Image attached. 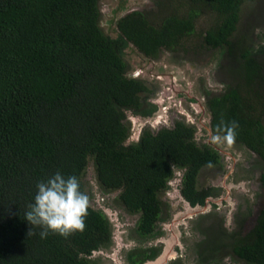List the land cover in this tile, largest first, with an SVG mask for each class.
Wrapping results in <instances>:
<instances>
[{
	"label": "trees",
	"instance_id": "trees-1",
	"mask_svg": "<svg viewBox=\"0 0 264 264\" xmlns=\"http://www.w3.org/2000/svg\"><path fill=\"white\" fill-rule=\"evenodd\" d=\"M100 1L0 0V264H96L93 254L110 245L108 216L90 203L85 230L67 238L51 232L41 238V229L26 221L37 184L58 170L75 175L89 197L83 178L92 164L98 190L118 193L124 210L139 215L135 232L143 239L161 220L160 195L176 171L190 206L214 195L197 181L220 156L196 142L193 127L177 121L143 129L127 143V119L155 111L154 90L131 75L129 47L153 61L164 52L222 55L229 83L221 93L203 92L210 128L221 118L235 121L234 144L264 160V64L238 32L242 8L252 0H154L151 11H131L109 31ZM203 16L210 24L198 30ZM230 248L244 264H264V210L251 234ZM153 255L130 250L127 260L139 264Z\"/></svg>",
	"mask_w": 264,
	"mask_h": 264
},
{
	"label": "rangeland",
	"instance_id": "rangeland-1",
	"mask_svg": "<svg viewBox=\"0 0 264 264\" xmlns=\"http://www.w3.org/2000/svg\"><path fill=\"white\" fill-rule=\"evenodd\" d=\"M101 0L100 12L102 17L103 28L107 29L106 22L111 18L110 13L123 2L124 0ZM126 1V0H125ZM154 0H128L126 6V13L137 10L151 11L153 8ZM123 14V15H125ZM122 15V16H123ZM210 24L209 18L203 16L197 23V29L202 30L208 27ZM238 32L240 34H247L246 39L248 45H251L258 51L262 49L264 51V0H252L246 3L242 8L241 20L238 26ZM261 52V53H262ZM128 58L133 67L131 73L134 74L136 67L134 63H139L143 59L139 58L134 49L128 51ZM257 55V54H256ZM258 61L264 62V52L262 56L259 54L255 57ZM226 61V60H225ZM225 61L222 55H219L215 51L204 52H191L188 54H172L164 52L159 59L154 60V67L152 68L151 76L142 77L154 92L150 95L152 101H162L165 96L162 94L164 91L168 92L170 96L172 93L177 95L182 91L185 93L186 100H182V104L185 107L183 111L187 114L193 115L192 108L189 106L188 100L192 99L195 102L200 101V106L195 107L201 109L198 113L201 118V123H209L210 116L205 108L204 91L209 93L218 94L224 90L225 85L229 83V76L225 70ZM142 63V62H141ZM145 69H149L148 66H143ZM132 75V74H131ZM173 86V88H171ZM162 98V99H160ZM198 109L196 111H198ZM195 111V112H196ZM167 114V119H157L156 124L146 122L143 126L138 124L140 121L137 116H130L127 120L130 124V137L127 143L135 142L134 129L139 126L142 129H149L153 132L161 128H172L177 121H185V117H181L177 111L173 108L170 109ZM141 119V118H139ZM140 130V129H139ZM208 134L205 135V140L211 146H216L222 151V165L223 167L207 168L203 169L198 177V188H206L209 186L223 183L225 180L229 181V186H232V193H230L231 208L229 206H221L218 201V210L214 209L212 204L207 207L190 209L185 202L180 201L177 191L180 186V177L182 172L177 178L169 183L168 189L160 195L163 202V220L166 222L161 227L170 228L167 225H171L175 232H170L166 229L165 242L167 243L165 251L170 252L171 257L182 254L188 259V264H192L195 261V244L199 240V231L202 228L211 226L215 227L218 221L223 220L220 225L231 230L236 225L230 221V211H233L234 206L245 205L247 208L258 210L260 205H264V190L261 188L262 177L264 174V163L260 164L258 159L244 147L240 145L225 144V143H212ZM202 142V141H200ZM220 151V152H221ZM230 158H228V156ZM252 163V164H251ZM229 171L227 176L224 177V171ZM224 172V173H223ZM86 190L89 194V203L95 209H100L108 216L112 240L110 245L98 252H95L92 259L96 264H126L124 255L127 251L133 249L138 244L135 234L136 222L138 215L129 214L124 210L119 202L116 201L118 193L103 194L98 190V184L96 182V176L92 164L86 171L83 178ZM227 181V182H228ZM262 198L260 199V197ZM263 203V204H262ZM168 210V212H166ZM243 215L247 210H240ZM229 213V214H228ZM228 215V218L226 217ZM227 220V221H226ZM248 223V222H247ZM246 227L252 225V219ZM160 230V227H158ZM177 230V231H176ZM174 234V236H173ZM164 241V240H163ZM164 251V252H165ZM166 256L164 264L169 258ZM219 264H239L237 261L227 255L223 256V260Z\"/></svg>",
	"mask_w": 264,
	"mask_h": 264
},
{
	"label": "flooded vegetation",
	"instance_id": "flooded-vegetation-1",
	"mask_svg": "<svg viewBox=\"0 0 264 264\" xmlns=\"http://www.w3.org/2000/svg\"><path fill=\"white\" fill-rule=\"evenodd\" d=\"M259 51H260L258 53L259 56H262L264 51L262 52V49ZM257 55H255V57ZM262 63L264 64V62H262ZM263 74H264V70H263ZM263 80H264V78H263ZM171 88H173V86ZM170 94H168V92H165V94H164L165 96L169 95V96L164 98L163 104H162V107L166 108V111L164 112L165 115L169 116L167 114V112L170 109L174 108L179 115L181 114L180 115L181 117H183V115H184L185 121H181V122H184L188 126H191L194 128V130H195L194 137H195L196 142L198 144L210 145V144H208V142L204 141L206 138L205 135L208 134L207 131L211 129L210 128V120H209V123L206 124L207 126H205V124L200 122L201 118L198 114L199 112L196 111L198 109V107L197 108L195 107L196 103L194 104L193 102H195V101L192 99L188 100V102L190 103L189 106L192 108L191 112L193 113V115L191 116V115L187 114L186 111H183L182 107H185V106L182 104V100L183 99L186 100L187 96L182 91L178 94V96L173 94V93H172V96H170ZM150 101L153 103L152 99H150ZM158 109H159V107L157 105H155V111L153 112V114L156 111H158ZM206 110H207V108H206ZM209 116H210V114H209ZM261 122L264 126V116L261 117ZM142 130H141V132H142ZM200 141H202V142H200ZM212 147L219 153V156H220L219 163L213 167L214 168L217 167V168L221 169L223 167V165H222L223 163H222V159H221L222 151L219 148H216V146H212ZM250 153L254 156L255 159L256 158L258 159L260 164L264 163V160H262L259 156H257V154H255L254 152H250ZM228 158H230V157L228 156ZM213 167H203L201 169V171L203 169H207V168L209 169V168H213ZM201 171L199 172V175H200ZM224 172L223 173L225 174L224 175V177H225V176H227L229 171L225 170ZM180 174H181L180 171H176L175 172V179ZM260 177H262V180H263V181H261V183H262L261 188H262V190H264V179H263L264 174L262 173L260 175ZM180 178H181L180 179V186H179L180 188L177 191V195H178V198L179 197L181 198L180 201L185 202L190 209H197L200 207L203 208V207H207V205L212 204L211 207H213L214 209L216 208L218 210V205H217L218 201H220L219 203L221 204V206H228V208L230 206V208H231L232 204L230 202L229 195H230V193H232L233 189H232V186L228 185L229 184L228 180H225L223 183L221 182L220 184H217V185L206 187V189L212 188L214 195L206 197L204 206H199V205L190 206L189 202L181 195L180 190L182 187V185H181L182 176ZM173 180L174 179L169 181V183L172 182ZM169 183H168V187H169ZM198 189H200V188H198ZM261 198H262V196L260 197V199ZM240 210H242V211L247 210V212L245 215H243ZM263 210H264V205H260L258 210L257 209L253 210L250 207L246 209L245 205H243V206L240 205L237 207L234 206L233 211L231 210L230 214L229 213L228 214L230 216V221L231 222L233 221L235 223V225H236L235 228H232L231 230H229L228 228H225L223 225H220L219 222L222 223V221H223L222 219H221V221L220 220L218 221V224H216L215 227L208 226V227L202 228L199 231L200 238L196 242L195 247H194L196 259H195L194 263H192V264H219L223 260L224 255L231 257V259L233 258L234 261H237L239 264H244L243 261L237 259L232 254L230 245L234 244L236 242V240H238L239 238H241V237L243 238V237L251 234V231L255 227V225L257 223V219L259 218V215L261 214V212ZM166 212H168V210H166ZM226 217L228 218V215ZM138 218H139V215H138ZM251 219H252V225L250 227H246V223L247 222L249 223ZM162 220H163V217L161 215V220L157 223V227H156L154 233L152 235H149L148 238H145V239L140 238L137 235V233L134 231L136 234V237H137L136 241L138 242V244H136V246L133 247V249H131V251H134L136 253L145 252V254L147 253L148 255L154 254L151 258H147L144 262H141L139 264H144L146 262H154V264H162L165 261V258L168 255V254H166V252H168V251L167 250L165 251L166 245L168 242L171 243V241L167 240L168 242L166 243L165 238H163V237L165 236L166 229L169 230L170 232L171 231L175 232V231L173 229H171L172 228L171 225H167L170 228L164 227V229H163L161 227V225L166 223V222H161ZM158 227H160V230L158 229ZM163 231H165V232H163ZM173 236H174V234H173ZM220 245H224V248L222 250L219 249ZM129 251H127L124 255V259H125L126 264H130L129 261L127 260V255L129 253ZM164 264H188V259L186 258V256L179 254L178 256L169 258Z\"/></svg>",
	"mask_w": 264,
	"mask_h": 264
},
{
	"label": "clouds",
	"instance_id": "clouds-1",
	"mask_svg": "<svg viewBox=\"0 0 264 264\" xmlns=\"http://www.w3.org/2000/svg\"><path fill=\"white\" fill-rule=\"evenodd\" d=\"M237 127L235 121L226 122L221 118L216 127L209 130L210 141L234 143ZM206 166L212 167L211 162ZM88 207L89 197L81 191L78 178L75 175L65 177L58 170L37 184L34 202L28 206L25 219L32 227L41 229V238H46L50 232L67 238L85 230ZM33 234L31 228L28 235Z\"/></svg>",
	"mask_w": 264,
	"mask_h": 264
},
{
	"label": "water",
	"instance_id": "water-1",
	"mask_svg": "<svg viewBox=\"0 0 264 264\" xmlns=\"http://www.w3.org/2000/svg\"><path fill=\"white\" fill-rule=\"evenodd\" d=\"M128 0H124L122 3L118 4V6H116L115 8H113V10L111 11L110 13V19L106 22V25L107 26V30H114V25H115V22L123 15L126 13V10H127V4ZM132 48L129 47L128 51H131ZM142 62V63H141ZM139 63H134V66L136 67V70L134 72V74L132 73V77L134 78H138V76L142 75V77H145V76H151L152 73V68L154 67V61L151 60V59H144L143 61H141ZM143 66H148L149 69H145V67ZM166 91H164V93L162 92V94L164 95ZM165 97V95H164ZM162 99V98H160ZM153 103L155 105H157L159 107L158 111H156L151 117H148V118H141L138 120L140 121L138 124H140V126H143L146 122H150L152 124H156L157 122V119H167V116L165 115V111H166V108L162 107V104H163V100L162 101H153ZM196 106H200V101H197ZM201 108V106H200ZM201 109H198V112H200ZM138 117V116H137ZM136 130L134 129V136H135V141H138L139 139V136H140V133H141V128L139 126H136L135 127ZM140 129V130H139ZM166 254H170V252H166ZM144 264H154V262H146Z\"/></svg>",
	"mask_w": 264,
	"mask_h": 264
}]
</instances>
